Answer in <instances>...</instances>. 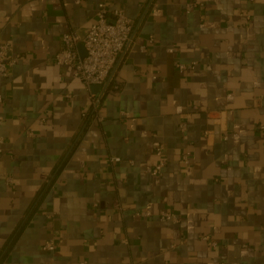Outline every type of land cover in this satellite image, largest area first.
<instances>
[{
    "label": "crops",
    "instance_id": "1",
    "mask_svg": "<svg viewBox=\"0 0 264 264\" xmlns=\"http://www.w3.org/2000/svg\"><path fill=\"white\" fill-rule=\"evenodd\" d=\"M102 1L134 30L95 94L54 57ZM0 40V264H264V0H0Z\"/></svg>",
    "mask_w": 264,
    "mask_h": 264
},
{
    "label": "built area",
    "instance_id": "2",
    "mask_svg": "<svg viewBox=\"0 0 264 264\" xmlns=\"http://www.w3.org/2000/svg\"><path fill=\"white\" fill-rule=\"evenodd\" d=\"M196 8V4L188 3L187 13ZM134 30V20L130 18L126 10L122 7L111 9L106 1L98 4L95 19L87 29L85 35L78 31L67 32L61 39V50L54 57V64L59 67H70L74 72L75 78L79 79L86 88L92 89L93 86H102L112 77L120 56L130 47ZM83 44L85 56L82 57L78 52L77 46ZM145 51V47H142ZM13 53L10 44L2 43L0 40V79H8L11 70L19 61ZM198 65L197 61L190 63L176 62V68L179 72L185 73L194 70ZM93 106H98V101L93 100ZM101 120L100 118H96ZM237 137V134H233ZM229 136L225 137L227 140ZM164 147L158 146L156 154L159 157L157 164L152 169V176L159 178L163 175L166 162L163 158ZM113 161L119 162V158ZM182 162L188 165L190 162V153L186 152L182 157ZM11 181V180H10ZM138 217H152L151 212H139ZM160 219L178 223L179 218L176 214L164 211L160 214ZM204 240L211 242L212 246L217 243L210 236H205ZM42 250L52 253L56 250L54 240L46 242Z\"/></svg>",
    "mask_w": 264,
    "mask_h": 264
},
{
    "label": "water",
    "instance_id": "3",
    "mask_svg": "<svg viewBox=\"0 0 264 264\" xmlns=\"http://www.w3.org/2000/svg\"><path fill=\"white\" fill-rule=\"evenodd\" d=\"M79 48H81V56L84 57L85 56V49L83 44H80ZM100 89V86L96 85L92 87V91L96 94Z\"/></svg>",
    "mask_w": 264,
    "mask_h": 264
}]
</instances>
